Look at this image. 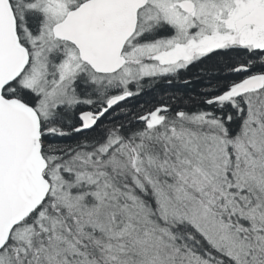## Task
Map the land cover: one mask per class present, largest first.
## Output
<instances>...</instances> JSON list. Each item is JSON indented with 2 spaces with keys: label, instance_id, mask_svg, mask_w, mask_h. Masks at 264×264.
<instances>
[{
  "label": "snow or ice",
  "instance_id": "obj_1",
  "mask_svg": "<svg viewBox=\"0 0 264 264\" xmlns=\"http://www.w3.org/2000/svg\"><path fill=\"white\" fill-rule=\"evenodd\" d=\"M0 264H264V0H0Z\"/></svg>",
  "mask_w": 264,
  "mask_h": 264
}]
</instances>
